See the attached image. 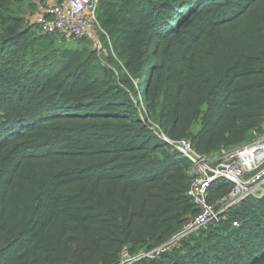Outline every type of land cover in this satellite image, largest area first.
<instances>
[{
	"label": "trees",
	"instance_id": "16d2710c",
	"mask_svg": "<svg viewBox=\"0 0 264 264\" xmlns=\"http://www.w3.org/2000/svg\"><path fill=\"white\" fill-rule=\"evenodd\" d=\"M15 1L0 0V264H119L169 242L197 210L160 135L214 155L264 132V0H100V54ZM132 264H264V195Z\"/></svg>",
	"mask_w": 264,
	"mask_h": 264
},
{
	"label": "built area",
	"instance_id": "2783aa9c",
	"mask_svg": "<svg viewBox=\"0 0 264 264\" xmlns=\"http://www.w3.org/2000/svg\"><path fill=\"white\" fill-rule=\"evenodd\" d=\"M99 7L100 0H59L48 6L35 24L39 32L46 35L93 38L94 50L100 54L104 44L98 35L105 36V33L97 21ZM160 137L191 164L187 172L191 179L188 197L196 206L197 213L169 242L150 253H139L135 257L125 251L119 264H132L143 258L154 259L174 250L185 237L210 223L219 222L228 210L237 208L247 199H258L264 194V136L237 148L225 149L226 152L222 150L221 155L200 154L188 140L172 141L163 135ZM218 181H225L230 185V190L210 202L209 191ZM123 260L126 261L123 263Z\"/></svg>",
	"mask_w": 264,
	"mask_h": 264
},
{
	"label": "rangeland",
	"instance_id": "374dc122",
	"mask_svg": "<svg viewBox=\"0 0 264 264\" xmlns=\"http://www.w3.org/2000/svg\"><path fill=\"white\" fill-rule=\"evenodd\" d=\"M51 1L54 3L56 0H16L14 2L15 3L14 10L18 11V14L25 16L26 13L31 14L33 12H38V10L40 8L46 6V4L50 3ZM67 46H70V47L73 46L74 47V43L68 42ZM263 136H264V132L261 134H257V133L252 132L251 135L248 137V141L245 143L257 140ZM225 152H226V150H225ZM216 155H221V152L216 154ZM263 195L261 194V196H263ZM237 225L236 226L233 225V226L237 227ZM123 252H125V251H123ZM125 261L126 260H123L122 262L124 263Z\"/></svg>",
	"mask_w": 264,
	"mask_h": 264
},
{
	"label": "crops",
	"instance_id": "0c3cea01",
	"mask_svg": "<svg viewBox=\"0 0 264 264\" xmlns=\"http://www.w3.org/2000/svg\"><path fill=\"white\" fill-rule=\"evenodd\" d=\"M58 1H59V0H56L54 3L51 1L50 3L46 4V6L40 8V9L38 10V12H33V13H31V14L26 13V14H25V17H26L27 19H29L30 21H32V23H33V22L36 21V19H37L39 16H41V15L45 12V10H46V8H47L48 6H51V5H53V4H56Z\"/></svg>",
	"mask_w": 264,
	"mask_h": 264
}]
</instances>
